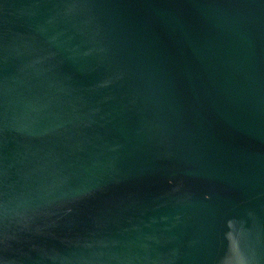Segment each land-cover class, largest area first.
<instances>
[{
  "label": "water",
  "instance_id": "95a60500",
  "mask_svg": "<svg viewBox=\"0 0 264 264\" xmlns=\"http://www.w3.org/2000/svg\"><path fill=\"white\" fill-rule=\"evenodd\" d=\"M0 264H264V0H0Z\"/></svg>",
  "mask_w": 264,
  "mask_h": 264
}]
</instances>
